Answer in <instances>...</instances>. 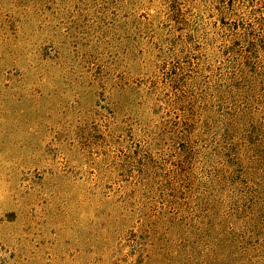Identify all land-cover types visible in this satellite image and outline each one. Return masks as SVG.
I'll use <instances>...</instances> for the list:
<instances>
[{"label":"rangeland","instance_id":"374dc122","mask_svg":"<svg viewBox=\"0 0 264 264\" xmlns=\"http://www.w3.org/2000/svg\"><path fill=\"white\" fill-rule=\"evenodd\" d=\"M207 4L0 0V264H264V44Z\"/></svg>","mask_w":264,"mask_h":264},{"label":"trees","instance_id":"16d2710c","mask_svg":"<svg viewBox=\"0 0 264 264\" xmlns=\"http://www.w3.org/2000/svg\"><path fill=\"white\" fill-rule=\"evenodd\" d=\"M206 2H209L205 7L208 9L210 4L212 5V0H206ZM213 2L212 9L218 11L220 16L218 20L223 22L229 32L226 33L225 38L218 33V36L222 37V45L219 47L215 45L219 39L216 38V41H213L204 32L202 39L198 42L202 49L208 51L207 55L204 54L206 57H210L209 46L215 48L212 55L226 54L227 64L231 67L230 72L234 77L243 78L245 74H249L244 67L247 65L244 60H248L250 53L258 51L264 44V0H213ZM162 5L168 9L163 2ZM171 17L170 12L166 14L168 20H171ZM226 18H228L227 21H225ZM183 22L185 29L190 28L185 18Z\"/></svg>","mask_w":264,"mask_h":264}]
</instances>
